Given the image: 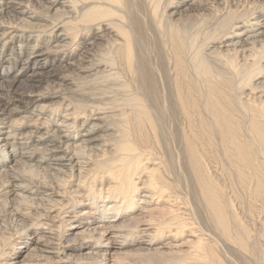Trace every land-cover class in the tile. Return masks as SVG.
Returning a JSON list of instances; mask_svg holds the SVG:
<instances>
[{"label": "bare ground", "instance_id": "obj_1", "mask_svg": "<svg viewBox=\"0 0 264 264\" xmlns=\"http://www.w3.org/2000/svg\"><path fill=\"white\" fill-rule=\"evenodd\" d=\"M0 70V264H264V0H0Z\"/></svg>", "mask_w": 264, "mask_h": 264}, {"label": "rangeland", "instance_id": "obj_2", "mask_svg": "<svg viewBox=\"0 0 264 264\" xmlns=\"http://www.w3.org/2000/svg\"><path fill=\"white\" fill-rule=\"evenodd\" d=\"M13 68L14 69H16L15 70V72H13L12 74H11V76H12V78L15 76V75H17L16 74V72H17V70L19 69V65L18 66H13ZM11 69V68H10ZM9 69V70H10ZM5 71V70H4ZM21 71H23L24 73L26 72V74H28V72L27 71H29V70H20L19 72H21ZM18 72V73H19ZM7 73H8V71H6V72H3V71H1L0 70V75L1 76H4V77H6L7 76ZM24 73H22V74H24ZM21 74V73H20ZM16 79H18V78H16ZM24 79V78H23ZM12 80V79H11ZM259 80H261V83H262V85H257V87H258V89H262V90H264V79H258V81ZM257 81V82H258ZM263 99H264V97H262ZM51 107H53V106H49L48 108H51ZM29 234H31V231H29L28 232ZM73 236V237H72ZM29 237H31V236H25V239L26 238H29ZM72 238H74V240H72V241H70L69 239H72ZM76 239H77V237L76 236H74V233L73 234H67V235H64L63 237H62V241H63V243L65 242V243H68V242H73V241H76ZM140 239V238H139ZM155 239H156V242H160V241H162V240H164L165 239V237L163 236V234L162 235H158V236H156L155 237ZM28 240H30V239H28ZM26 241H27V239H26ZM82 242L83 241H81V242H79V244H78V247H74L72 250H67V252H66V254H70V256H69V258H75V257H77V256H79V254L81 253V252H85L86 251V247H83V246H81V244H82ZM155 242V243H156ZM75 244H77V242H74ZM70 247V246H69ZM80 248V249H79ZM127 248H129V247H127ZM66 249V248H65ZM102 249H104V247L102 248ZM30 250V249H29ZM21 252V254H19V255H16V256H14V257H17V258H14L13 260H17L18 261V259H19V261L23 258V256H25V253H27L28 251H26L25 252V250H21L20 251ZM19 252V253H20ZM5 261H8V260H5ZM15 262V261H14ZM74 262H76V261H74ZM98 262V261H97ZM113 262V259L110 257V258H107V260H106V263H108V264H111ZM119 262H126V260H120ZM56 264H58V263H56ZM62 264H65V262H63L62 261ZM73 264H82V263H73ZM105 264V263H104Z\"/></svg>", "mask_w": 264, "mask_h": 264}]
</instances>
